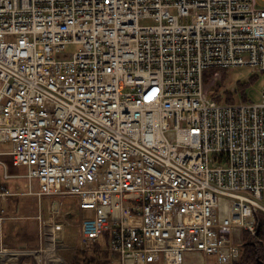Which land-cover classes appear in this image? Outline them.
Wrapping results in <instances>:
<instances>
[{"label": "built area", "instance_id": "2783aa9c", "mask_svg": "<svg viewBox=\"0 0 264 264\" xmlns=\"http://www.w3.org/2000/svg\"><path fill=\"white\" fill-rule=\"evenodd\" d=\"M238 67L264 75L256 0H0L1 177L9 157L28 194L76 197L106 222L84 247L105 231L119 264L259 261L264 85L206 91ZM15 195L0 183V221Z\"/></svg>", "mask_w": 264, "mask_h": 264}, {"label": "crops", "instance_id": "0c3cea01", "mask_svg": "<svg viewBox=\"0 0 264 264\" xmlns=\"http://www.w3.org/2000/svg\"><path fill=\"white\" fill-rule=\"evenodd\" d=\"M7 171L11 178L4 179L0 173V183L9 193H18L5 203L18 220L10 236L8 233L4 237L13 241L11 250L21 252L15 262L8 264H119L107 250L105 231L96 235L91 248H85L82 242L83 230L94 234L106 222H98L92 212L80 210L78 200L72 204L70 197L28 194L26 181L13 178L22 175V170L11 167ZM32 190L36 191L35 185Z\"/></svg>", "mask_w": 264, "mask_h": 264}, {"label": "rangeland", "instance_id": "374dc122", "mask_svg": "<svg viewBox=\"0 0 264 264\" xmlns=\"http://www.w3.org/2000/svg\"><path fill=\"white\" fill-rule=\"evenodd\" d=\"M256 2L260 6H264L263 0H256ZM79 49V46L77 45H70L66 47V52H75ZM253 77L251 74L249 68L247 67H238V68H232L228 69L226 72H221L220 74L216 75V77L211 76V78L206 82V91L209 92L211 95L216 90V95L220 98L217 101H221L224 99L225 92H230V97L232 101H237V97L234 94H231V88L235 87L237 89L235 93L238 92V94H246L247 100L251 102H259L261 100V92L262 87L264 85V75H258L255 81L251 82L250 78ZM245 83L247 84V87L242 90H240L238 84ZM238 90V91H237ZM242 91V92H241ZM214 94V93H213ZM212 94V95H213ZM227 94V93H226ZM236 97V98H235ZM11 149V145H1L0 150L8 151ZM2 160L7 165L8 169H11L10 165V158L9 157H3ZM20 170V169H19ZM25 171L22 170V174H24ZM70 197L69 200L72 204H75L77 201V198L74 196H67ZM5 204V203H4ZM2 208V207H1ZM4 214H3V220L0 221V241H2L5 246L9 250H11L14 246L13 241L9 238L5 239V235L9 233L8 236H10L11 229L13 225L17 223V216L14 215L11 212V209H9V204L4 205ZM15 227V226H14ZM13 245V246H12Z\"/></svg>", "mask_w": 264, "mask_h": 264}, {"label": "trees", "instance_id": "16d2710c", "mask_svg": "<svg viewBox=\"0 0 264 264\" xmlns=\"http://www.w3.org/2000/svg\"><path fill=\"white\" fill-rule=\"evenodd\" d=\"M256 78H257L256 76H253L250 78V81L253 82L255 81ZM238 86L240 90L243 91V89L247 87V84L241 83L238 84ZM242 98L246 100V96L244 94H242ZM226 102H232L231 97H228ZM259 234L261 235V237H263L262 232H260ZM97 264H109V261H103ZM239 264H264V245H262L261 253L259 255V261H257L253 251V247L250 244H245L240 254Z\"/></svg>", "mask_w": 264, "mask_h": 264}, {"label": "bare ground", "instance_id": "6f19581e", "mask_svg": "<svg viewBox=\"0 0 264 264\" xmlns=\"http://www.w3.org/2000/svg\"><path fill=\"white\" fill-rule=\"evenodd\" d=\"M56 232H58V231H56Z\"/></svg>", "mask_w": 264, "mask_h": 264}]
</instances>
